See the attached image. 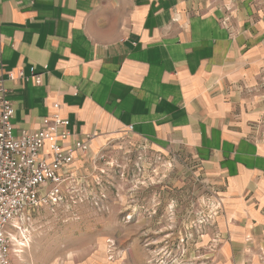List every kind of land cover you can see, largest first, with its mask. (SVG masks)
I'll return each mask as SVG.
<instances>
[{
	"label": "crops",
	"instance_id": "crops-1",
	"mask_svg": "<svg viewBox=\"0 0 264 264\" xmlns=\"http://www.w3.org/2000/svg\"><path fill=\"white\" fill-rule=\"evenodd\" d=\"M239 4L0 0V64L43 74L6 80L16 133L57 111L90 155L127 135L190 156L221 206L217 264H264V14Z\"/></svg>",
	"mask_w": 264,
	"mask_h": 264
},
{
	"label": "rangeland",
	"instance_id": "rangeland-1",
	"mask_svg": "<svg viewBox=\"0 0 264 264\" xmlns=\"http://www.w3.org/2000/svg\"><path fill=\"white\" fill-rule=\"evenodd\" d=\"M239 3L242 15L264 14V0ZM260 126L264 141V119ZM81 159L74 184L82 200L74 203L65 194L58 204H42L16 221L31 243L13 264H75L91 256L97 264H217L221 206L190 156L121 135Z\"/></svg>",
	"mask_w": 264,
	"mask_h": 264
},
{
	"label": "built area",
	"instance_id": "built-area-1",
	"mask_svg": "<svg viewBox=\"0 0 264 264\" xmlns=\"http://www.w3.org/2000/svg\"><path fill=\"white\" fill-rule=\"evenodd\" d=\"M42 75L35 66L26 74L23 69L6 70L0 64V264H13V256L30 247L24 224L16 221L29 218L42 204H58L65 194L74 203L82 200L74 184V165L78 154L89 151L91 136L70 142L71 121L57 111L43 117L36 130L15 132V108L7 96L6 80L41 84Z\"/></svg>",
	"mask_w": 264,
	"mask_h": 264
}]
</instances>
